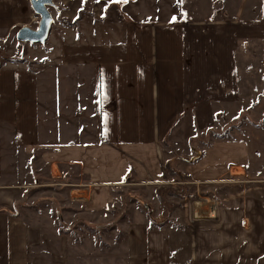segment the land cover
<instances>
[{
	"label": "crops",
	"instance_id": "0c3cea01",
	"mask_svg": "<svg viewBox=\"0 0 264 264\" xmlns=\"http://www.w3.org/2000/svg\"><path fill=\"white\" fill-rule=\"evenodd\" d=\"M30 1L0 0V264H49L60 242L48 234L53 207L98 212L133 193L154 200L128 227L132 264H264V200L228 192L235 179L264 177L250 170L243 139H206L241 103V46L257 43L264 64V0L227 9V19L210 18L218 3L183 21L180 0H128L137 45L95 48L53 42L86 4L97 14L116 2L54 0L60 13L36 44L18 39L40 21ZM194 185L219 202L192 206L185 186Z\"/></svg>",
	"mask_w": 264,
	"mask_h": 264
},
{
	"label": "rangeland",
	"instance_id": "374dc122",
	"mask_svg": "<svg viewBox=\"0 0 264 264\" xmlns=\"http://www.w3.org/2000/svg\"><path fill=\"white\" fill-rule=\"evenodd\" d=\"M218 3H221V9L225 13L227 9L244 7L247 10L249 5L258 8L261 0H183L181 5L184 8L180 21L184 18L188 20L208 18L210 9ZM115 4L117 5L109 6L102 13L97 12V14L93 11L91 3L86 4L81 19L72 27L74 34L71 28H67V38L62 43L56 39L58 43L53 42V44L95 48L122 41L123 44L137 45L136 26L126 14L127 10H124L126 6L123 8V3ZM50 10L54 17L60 13V11L56 12L54 7ZM215 10L212 12L216 13ZM35 15L32 23L35 22ZM217 15L222 14L217 13ZM31 27L37 28L38 23L37 26ZM257 45V43H248L241 46L238 54L241 103L219 117L215 132L230 131L229 135L222 137L230 141L243 139L246 142L245 154L247 157L250 156V170L257 171L256 169L259 168L258 176L264 177V64L261 62L262 48ZM252 122H259V125ZM232 130L234 136L231 135ZM211 136L210 133L206 139ZM229 157L230 155L227 158ZM248 180H250L248 175L242 179H235L234 186H228V192L240 191L244 192V195H255L264 200V179L257 182H248ZM197 186L200 185L185 186L188 202L192 203V206L194 202L205 200L203 198L206 197L210 199L208 201L211 205L215 204L211 201L217 203L218 197H214L215 189L201 186L199 190ZM224 194L222 193L221 196ZM179 198L175 196L173 199L177 201ZM140 199L144 201L140 202ZM152 200L154 193L140 196L133 193V195L125 194L123 204L117 201L98 212H89L80 205H65L62 212L61 207L58 209L53 207V220L51 216L48 217L50 221L48 234L60 242L48 247L49 264H132L129 260L128 227L132 221L149 216L150 212L146 206H149ZM167 207L170 208L169 205ZM59 215L63 217L67 229L59 222Z\"/></svg>",
	"mask_w": 264,
	"mask_h": 264
},
{
	"label": "water",
	"instance_id": "95a60500",
	"mask_svg": "<svg viewBox=\"0 0 264 264\" xmlns=\"http://www.w3.org/2000/svg\"><path fill=\"white\" fill-rule=\"evenodd\" d=\"M31 7L40 16L37 28L24 26L19 30L18 39L25 42L44 44L50 36L54 17L50 8L55 7L54 0H31Z\"/></svg>",
	"mask_w": 264,
	"mask_h": 264
},
{
	"label": "trees",
	"instance_id": "16d2710c",
	"mask_svg": "<svg viewBox=\"0 0 264 264\" xmlns=\"http://www.w3.org/2000/svg\"><path fill=\"white\" fill-rule=\"evenodd\" d=\"M221 11H222V12H221ZM215 12H216V13L213 12L212 17H210V18H213L215 15H217V13L222 14V16H223L225 19H227V18L229 17V14H228L227 12L223 13V9H221V8L216 9ZM143 24L146 25V24H148V22H145V23H143ZM12 60H16V59H12ZM21 60H24V59H21ZM252 123H253V124L255 123L256 125H259V122H252ZM208 132H210V133H214L215 135H217V136H221V137H225L226 135H229V134H230V131H227V130H226L224 133L215 132V129H214V128H210V129H208ZM168 170H169L170 174H178V180H188V178H189L187 175H181V174L177 173L175 170H171V169L169 168V166H168ZM165 189H166V194L168 193V194H171V195H173V196H177V197H180V198H184V197L182 196V194L179 193V192L176 191V190H173V189H171V188H165ZM183 190L185 191V187H183ZM186 190H187V189H186ZM163 193H164V192H162V189H161V190L158 189L157 194H158V197H159L161 200H164V198H163ZM162 220H164V219H161V221H162ZM66 229H67V228H66Z\"/></svg>",
	"mask_w": 264,
	"mask_h": 264
},
{
	"label": "snow or ice",
	"instance_id": "6c2138e0",
	"mask_svg": "<svg viewBox=\"0 0 264 264\" xmlns=\"http://www.w3.org/2000/svg\"><path fill=\"white\" fill-rule=\"evenodd\" d=\"M113 2H116V3H127L128 2V0H113ZM180 2L182 3L183 2V0H180ZM176 18L175 17H173V20H175Z\"/></svg>",
	"mask_w": 264,
	"mask_h": 264
},
{
	"label": "built area",
	"instance_id": "2783aa9c",
	"mask_svg": "<svg viewBox=\"0 0 264 264\" xmlns=\"http://www.w3.org/2000/svg\"><path fill=\"white\" fill-rule=\"evenodd\" d=\"M39 19H40V16H38V15L36 14V15L34 16V20H35V22H38Z\"/></svg>",
	"mask_w": 264,
	"mask_h": 264
},
{
	"label": "bare ground",
	"instance_id": "6f19581e",
	"mask_svg": "<svg viewBox=\"0 0 264 264\" xmlns=\"http://www.w3.org/2000/svg\"><path fill=\"white\" fill-rule=\"evenodd\" d=\"M40 22V21H39Z\"/></svg>",
	"mask_w": 264,
	"mask_h": 264
}]
</instances>
